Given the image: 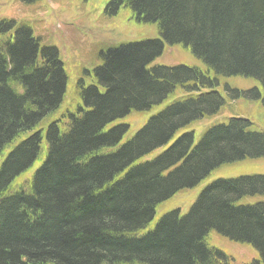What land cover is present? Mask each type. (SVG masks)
<instances>
[{"label":"trees","instance_id":"16d2710c","mask_svg":"<svg viewBox=\"0 0 264 264\" xmlns=\"http://www.w3.org/2000/svg\"><path fill=\"white\" fill-rule=\"evenodd\" d=\"M124 6L161 37L100 50L72 99L58 48L42 45L30 20L0 21V156L21 139L0 162V264H231L209 244L213 231L252 245L253 264H264V174L219 178L187 213L148 229L162 202L264 156V131L238 106L245 97L264 107V0H110L106 11ZM166 44L205 68L152 64ZM67 98L75 110L51 119ZM162 105L125 140L124 117ZM44 139V160L23 178Z\"/></svg>","mask_w":264,"mask_h":264},{"label":"rangeland","instance_id":"374dc122","mask_svg":"<svg viewBox=\"0 0 264 264\" xmlns=\"http://www.w3.org/2000/svg\"><path fill=\"white\" fill-rule=\"evenodd\" d=\"M110 0H42L27 5L22 0H0V21L5 18L17 20H30L36 36L41 38L42 45L56 46L60 52L65 70L69 76V98L75 95V85L81 68H92L93 60L97 62L100 50L127 42H140L147 39L161 37L157 24L138 20L130 6L122 7L117 14L106 11ZM152 64L178 65L185 64L205 68L202 60L196 58L189 48L182 44H166L162 55L158 56ZM230 85L242 89L260 87L258 80L251 77H232ZM69 98L60 109L51 117H59L66 110L74 111L78 102H70ZM245 98V97H244ZM239 99L238 106L242 109V116L250 118L256 126L264 131V107L254 100ZM244 99V100H242ZM251 99V98H250ZM165 105L158 106L149 112L133 111L121 122L130 124V132L126 139L133 136L148 120V118L161 110ZM238 115L225 111L224 117ZM220 118V117H219ZM215 119L203 121L210 124ZM200 131V130H199ZM24 135L22 138H25ZM21 139L6 148L0 156V162L7 152ZM48 143L42 142V153L31 169L22 177L30 178L36 168L40 166L47 154ZM159 152V151H157ZM156 152V153H157ZM264 174V156L259 158H246L235 163L225 164L215 169L194 188L180 191L170 199L162 202L157 208L156 216L148 229L155 227L160 218L173 210L180 209L182 214L189 211L205 186L219 178H236L246 175ZM20 177V181H22ZM257 198L247 199L255 202ZM264 199V197L262 198ZM210 245L215 246L231 257V264H253L259 257V252L250 244L240 243L223 237L213 231L208 239ZM257 264V263H256Z\"/></svg>","mask_w":264,"mask_h":264}]
</instances>
